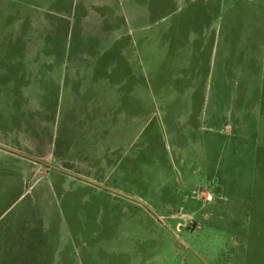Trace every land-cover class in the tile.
<instances>
[{
    "label": "rangeland",
    "instance_id": "obj_1",
    "mask_svg": "<svg viewBox=\"0 0 264 264\" xmlns=\"http://www.w3.org/2000/svg\"><path fill=\"white\" fill-rule=\"evenodd\" d=\"M0 264H264V0H0Z\"/></svg>",
    "mask_w": 264,
    "mask_h": 264
}]
</instances>
